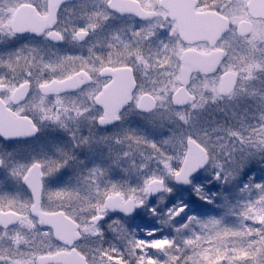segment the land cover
<instances>
[{"label":"rangeland","instance_id":"1","mask_svg":"<svg viewBox=\"0 0 264 264\" xmlns=\"http://www.w3.org/2000/svg\"><path fill=\"white\" fill-rule=\"evenodd\" d=\"M140 1L145 3L146 0ZM201 2L202 7L199 9L209 8L208 4L218 3L221 7L229 3L236 4L237 0H202ZM245 2L247 4L248 0ZM104 3L105 0H75V14L68 13L72 16L69 15V19L76 22L85 19L98 24L108 23L111 18L106 19L101 14ZM0 6L10 8L11 16L16 4L2 0ZM216 10L219 11V9ZM245 13H247L246 9L233 8L231 15L225 16L230 19L232 28H235L241 20L249 19L248 14ZM99 18L101 20L97 22ZM253 32L258 38L264 35V23L256 22ZM108 45L112 46L110 43ZM219 45L217 48H223L230 53V59L225 57L228 63L219 69V73L234 71L238 75V80L241 79L242 73H248V81L251 83L245 82L242 86L248 96H256L264 90V65L259 62V57L264 53L260 52L256 42L250 36L241 39L235 32L229 33ZM183 49L185 48L182 46L180 51L182 52ZM203 49L206 50L205 47ZM19 51L1 49L0 60L2 58L9 61L20 59V56L24 54H20ZM22 60L38 59L27 52ZM146 82L143 86L150 92L163 88L167 92L168 87L172 90L177 87L175 84H156L154 80ZM96 91V88L88 90L91 96ZM78 103V97L71 96L52 101L50 107L57 115L64 114L62 122L67 120L71 123L72 112L77 108ZM160 107L162 110L155 113L148 121L125 112L123 123L112 135L97 134L90 121H86L83 129L71 139L61 131H52L44 135L46 139L49 138L48 135H58L47 146L52 147L50 150L60 157L74 156V153L78 152L73 143L80 142L78 144L82 147L79 148V151L82 150L78 152L80 155L78 161L75 160L76 164L72 163L71 168L69 165V171L66 172L68 175H64L61 171L63 175L56 177L57 172L65 168L64 166L49 169L45 179L46 189L67 190L71 187L74 189L72 192L74 197H77L74 194L77 191L79 195L82 194L80 201L93 204L101 199L104 202L109 195H120L124 199L134 198L141 208L138 215L132 219L110 216L107 221L110 227L105 229V238L99 243L96 240L87 241L84 251L88 252L89 258L95 257L102 264H135V262L136 264H169L184 253H187L186 255L195 264L201 262L204 255L201 253L251 254L254 256L251 261L247 259L250 264L253 263V259L258 260L259 264H264V183H260L264 180V170L255 166L248 169L245 176L252 172L256 174L253 185L243 191H239L235 186L226 187L212 202H206L208 197L196 192L189 194L176 192L173 189V176L176 171L169 168L166 174L163 165L156 159L157 154H154L153 149L148 146L146 139L154 136L153 129L168 119L166 106L162 104ZM251 108L252 101L238 95L232 101L224 103L223 111L219 108L215 110L209 108L211 112L209 119L212 116L223 115L224 111L229 115H239L245 109L251 111ZM117 136L120 138L119 142H117ZM45 140L39 143L40 146L38 144L40 150L45 148ZM65 146H68L67 150ZM71 171L80 174L75 172L72 174ZM154 179L164 181L165 191L159 198L151 201L147 198V189L149 182ZM212 186L218 190L216 184ZM61 199L68 200V197L62 193L60 197H53L50 201L55 204L56 200H59L57 204H60ZM44 200V204L48 205L46 191ZM177 208L184 210L185 214L180 220L184 223H177L174 219ZM22 237L29 242L31 238L35 240L37 247L33 246L31 249H34L36 253L50 252L53 247L47 244L50 242L45 236L33 237L29 227L22 225L5 234L1 254L9 251L13 238ZM29 250V244L27 247L20 244L17 249L22 254L28 253ZM152 258L153 260L150 261ZM240 259L238 258L236 263L246 264Z\"/></svg>","mask_w":264,"mask_h":264},{"label":"clouds","instance_id":"2","mask_svg":"<svg viewBox=\"0 0 264 264\" xmlns=\"http://www.w3.org/2000/svg\"><path fill=\"white\" fill-rule=\"evenodd\" d=\"M201 6L198 0L197 7ZM207 7L216 10L219 9L220 14L231 15L233 8L244 10L247 8L245 0H237L236 4H208ZM76 5L73 0H56L50 11L45 7L44 11L49 15H54L55 19L43 32L35 34L29 33L32 39H47L49 32L59 30L60 14L62 12L75 14ZM101 14L107 18H114L116 15L130 16L127 24L123 27L117 26L116 31L119 36H109V43L112 45L106 53L101 55L116 56V62L125 63L131 69V76L137 83L133 86L130 94L131 99L123 106L120 117L113 120L111 125L102 118L104 116L103 106L98 105L95 99L89 95L91 83H84L74 91L80 98V107L84 109L83 113L78 112V116L83 119H90V123L96 128L97 134H104L105 129L111 128L109 135L115 134L117 128L123 123L125 112L133 114L142 120H150L155 113L160 112L161 107L152 100H146L149 105L147 109L138 106L139 96L147 91L142 81L146 79L145 71L151 65L156 68V64L152 62L153 55H160L162 59L157 63L160 65L157 71L169 72V84L175 86L183 85L185 91H182L177 97L173 94V90L168 85V91L164 96V104L167 108L168 119L161 122L158 127L154 128L155 133L148 140V146L153 149L156 159L163 165L166 174L169 168L172 171L179 170L184 167L185 160L190 152L199 154V164L190 168L184 179L181 181L186 186H192V176L202 174L208 177L204 184L198 185V191H202L208 197L206 202H212L220 192L226 187L235 186L239 191L249 188L255 183V172L245 176L248 169L258 167L264 170V90L260 91L256 96H248L243 90V85L248 81V73H242L239 79L230 88L221 91L219 88V75L216 69H212L208 73H193L184 75L180 72V60L176 55L177 48L180 44V37L174 33L171 27V21L162 19L160 16L143 17L134 16L132 14L117 13L115 8H110L107 0ZM247 15V13H245ZM253 22L255 20L253 18ZM236 29L225 28L227 33H235ZM23 35V34H22ZM257 44L261 53H264V35L256 37L255 33L248 34ZM83 41L84 36H78ZM224 34H221V38ZM244 38L243 36L241 37ZM214 46L219 47V44ZM155 50V52H153ZM230 59V53L225 51L224 56L220 57V63L217 65L223 68L228 63L225 59ZM259 62L264 65V55L259 57ZM101 62L99 67H102ZM99 77V68L96 70ZM177 75L181 76L179 83H176ZM108 75L105 79H110ZM82 81L84 77L80 78ZM38 93L35 90H29L24 93L21 100L15 105H10L14 110L22 111V114H30L32 124L36 131L32 137L27 139H35L41 135H45L50 131H61L69 139L72 137L70 129H65L62 123V116L48 108L43 110L34 107L35 97ZM153 95H158L153 93ZM242 95L252 101L251 111L245 109L243 113L237 115H229L224 111L223 115L212 116L209 108L215 110L219 108L223 111V105L227 101H232L236 96ZM120 138L117 136V142ZM0 150L11 153L12 150L7 148V143L0 142ZM27 166H31L30 164ZM45 176L48 175L49 169L41 162L39 169ZM59 171H69L68 168H61ZM43 182V176H42ZM264 183V180L260 181ZM216 184L218 190L209 193L208 186ZM243 185V187H241ZM47 198L60 197L63 193L68 197V202H62L66 214L71 215L79 227L75 230L70 242L68 240H60L59 237L49 228L47 232L42 233L41 229L45 226L41 223L40 218L33 216L31 223L28 225L29 231L33 237L38 235L45 236L53 245L51 250L56 248H72L81 253L85 257L86 264H102L97 258H89L88 252L84 251L86 242L96 240L97 243L105 238V229L110 227L108 218L119 213L128 214L129 209L118 208L110 204H105L103 200H99L96 204L91 202L79 201L77 197L72 195L73 188L46 189ZM142 191V188H141ZM79 208V211L77 209ZM181 209H177L180 211ZM105 221V223H102ZM60 242L57 244L56 241ZM20 244L28 246L29 241L22 237L20 239H12L9 245V251L4 253L7 257L11 255L13 260L10 262L6 258L3 264H15L16 257L19 255L17 251ZM98 251V249H97ZM38 254V253H37ZM32 258L26 260L25 264H37V261L31 253L28 254Z\"/></svg>","mask_w":264,"mask_h":264},{"label":"flooded vegetation","instance_id":"3","mask_svg":"<svg viewBox=\"0 0 264 264\" xmlns=\"http://www.w3.org/2000/svg\"><path fill=\"white\" fill-rule=\"evenodd\" d=\"M6 1H8V3L12 2L16 4V6L11 16L9 15V12L11 11L10 8H5L7 12V15L5 17L0 15V50H20V54L22 53L24 55H27V52H29V55H31L33 58L35 55L38 60H22L24 55L20 56V59H16L15 57L16 60L9 61L4 58L0 60V142L6 141L7 148L12 150L11 153L0 150V218L5 213H13L18 216V219H13L14 221H11L8 225H4L0 221V250L3 247V243L5 241V234L7 232H10L18 226H28L31 223L32 217L35 216L31 212V209L34 205L33 196L23 182L24 178L29 173V171L34 167H37V169L39 170L41 167V162L44 163V165L48 169H56L60 168L61 166H64L65 168L69 169V165L71 168V165H73L72 163L76 164L75 160L78 161L80 155V153L78 152H81L82 150L80 149L79 151V148H82L81 145L78 144L80 142L73 143V146H76L75 148L78 152L74 153V156L69 155L60 157L57 153L55 154L50 150L52 149V147L47 146V144H51L52 140H55L58 135H48V139H46L44 135L36 137L35 139H27L29 137H32L31 134L34 133V130L36 131L35 126L32 124L31 115L22 114V111L14 110V108L10 105H15L17 101L21 100L25 92L29 90H35L38 95L35 97L34 107L47 110L48 108H51L50 104L52 103V101L62 100L71 96L74 97L77 96V94L76 92L62 94H44L40 90L41 86L49 84L53 81L66 80L72 77L73 75L82 72L85 73L86 79L84 81L80 79V82L87 81L88 83H91L90 88L97 89L96 93L92 96L96 101V99L102 94L104 89L113 80V76H111L110 79H105L106 76L103 75L104 69L115 70L118 68H129L132 71V69L127 64L116 62V56H107L106 54L103 56L101 55L102 52L106 53V51L111 47L110 45H108L109 36L114 34L119 35V33L116 31L117 26H125L128 20L131 19L130 16L116 15L114 18H111L110 22L98 24L96 22H91L89 20L87 21L85 19L80 20V22L72 21L69 19L70 14L62 12L60 14V23L58 26L59 30H53L49 32L47 39H32L28 35L29 33L35 34L38 32H43L55 19L54 15H49L47 12L44 11L45 7H47L50 11L52 10L50 0ZM136 1L139 3L141 9L149 14V16L147 17L160 16L162 19L171 21V27L173 32L179 35L176 20H172L169 17V13L167 12V10L163 6H161L160 0H146L145 3L140 0ZM201 1L202 0H200V3H202ZM0 4H2V0H0ZM21 7H30L31 13H28L26 15V19L24 21H19L18 23L19 27L24 30H22L21 32H13V17L15 13L19 9H21ZM201 7L202 5L197 7L196 10H213L210 8L199 9ZM0 10H4V7L2 8L0 6ZM213 11L220 12L218 10ZM132 15L137 16L135 14ZM100 20L101 18L97 19L96 21L99 22ZM254 20L255 23H264V18L262 17H257ZM251 21L254 30L255 23L253 22V19H251ZM80 33H83L85 37L83 41L77 38L78 36H80L78 35ZM226 37L227 35H225L224 38H222L218 44L224 41ZM238 37L241 38L240 36ZM182 46L185 49H183V51L181 52L180 50ZM204 47L206 50H202V48ZM190 50L202 54H208L214 50L224 51L223 48H217V46L215 48H211L208 43L186 44L180 39V44L176 52V55L179 57L180 60V65H182V55ZM153 52H155V50H153ZM149 55H152V62L153 64H156V68L151 67V65L148 67V69L145 71L146 79L142 81L143 85L147 83L146 81L151 82L152 80H154L156 84L165 83L171 85L168 81V77L171 75L170 71L161 73L160 71L156 70L160 67L157 62L160 61L162 57L160 55H153L152 53H149ZM101 62L103 63V66L99 67ZM97 68H99V77L96 75ZM219 69L217 72H219ZM193 73L203 74L197 71H193L192 74ZM221 75L222 74H220V77ZM179 81L180 76L178 75V77L176 78V82L179 83ZM136 83L137 81H134V85ZM179 88L180 86H177L175 89H173V94ZM164 92H166L164 88L157 89L156 91L151 92H143L138 98V106L141 98L145 95L152 96L159 106L162 104L164 106ZM153 93H157L158 95H153ZM78 101L79 103L77 104V108L74 109L72 112L71 123L67 120L66 122H62L63 127L65 129L71 130L73 137H75L76 134L83 129V126H85V122L90 121L91 119H83L78 116V112L82 114L84 111V109L80 107L79 97ZM51 110L55 112V110H53L52 108ZM93 128L94 131L97 132L96 128ZM51 132L52 131H50L49 133ZM110 132L111 128H108L105 129L104 133L108 134ZM43 140H45V148H41L40 150L38 148V144ZM65 149L67 150L68 146H65ZM29 164L31 166H27ZM179 170H176L174 176L179 172ZM62 172L64 175H68V173H66L68 171ZM62 172L58 171L56 177L58 175H63ZM74 172L77 173L76 171H71L72 174H74ZM41 175L43 176V182L39 210L48 214L63 212L67 217L72 218V216L66 214L64 207L61 206L62 202H68V200L61 199L62 201L60 204H57L59 203V200H56L55 204H53V202L49 200L48 205L44 204L46 176L43 173H41ZM174 176L173 189L176 192H181L183 194L196 192L198 194L205 195L204 192L198 191L197 186L204 184L205 181L208 179L207 176H204L202 174L193 175L192 186H189V188L187 189H184L181 186L175 184ZM212 185L208 186L207 188V191L209 193L217 191L213 188ZM74 194L77 197L79 196L77 191ZM78 198L80 201L81 197ZM180 212L181 213L179 215V219H176V222L184 223V221H180L183 215L185 214L184 210L181 209ZM49 228L53 232L52 228L49 226L42 228L41 232H47ZM181 233L182 232H180V234ZM184 233L186 232L184 231ZM56 243L58 244L59 241H56ZM47 244H50L52 246L51 243ZM33 246H35V240L31 238L29 242V252L26 254L19 253V255L16 257L15 264H25L26 260H30L32 258L28 255L29 253H31L32 256L35 257L37 264H40V257L54 255L62 251L68 252L70 250H73L72 248H56L55 250H50V252H41L37 254L34 249H31V247ZM40 246L41 245H39V247ZM77 252L84 256L81 251ZM186 254L187 253L182 254L179 258H176L173 263L169 264H195V262L190 260V258ZM201 254L204 255H202L203 258L201 259V262H199V264H244V262L236 263L238 258H241L240 260L245 261L246 264H250L252 257H254L251 254L242 253ZM5 258L10 262L13 260L12 256L5 257L4 254L2 255L0 252V264H3V260ZM247 259H250V261L248 262ZM152 260L153 258L150 259V261ZM252 264H259L258 260L253 259Z\"/></svg>","mask_w":264,"mask_h":264},{"label":"water","instance_id":"4","mask_svg":"<svg viewBox=\"0 0 264 264\" xmlns=\"http://www.w3.org/2000/svg\"><path fill=\"white\" fill-rule=\"evenodd\" d=\"M56 2V0H50V5ZM198 0H161L160 4L169 13V17L172 20H176L177 29L180 38L183 42L188 44H195L198 42H207L210 47H215L221 39V34L224 35L225 28H230V21L222 14L208 10L203 12H197ZM110 8H115L117 13L135 14L137 16L147 17L149 14L142 10L139 3L136 0H110L108 3ZM30 7L20 9L15 14L12 29L14 32H21L22 28L19 27V21H24ZM248 13L251 17L264 18V0H250L247 5ZM252 24L249 21H242L237 27V33L240 36H248L252 33ZM84 36L83 33L78 34ZM224 55L222 50L212 51L209 54H202L196 51L187 52L182 57V70L184 75H191L193 71H200L202 73H208L212 69H218L217 65L220 63V57ZM103 75L113 76L112 82L104 89L102 94L96 99L98 105L103 106L104 116L103 120L107 121L109 125L113 120L119 118V114L122 111L124 105L131 99V93L133 91L134 80L131 76V70L129 68H118L115 70L104 69ZM86 79L85 73H78L64 81H53L47 85L41 86L40 90L44 94L53 93H67L75 92L74 90L82 86L86 82H80V77ZM237 82L236 73L229 71L221 76L220 90L230 88ZM88 83V82H87ZM182 91H185L181 84L180 89L174 94L179 96ZM152 100L156 103L154 98L150 95L142 97L139 107L147 109L150 107L145 103L146 100ZM35 132V130H34ZM33 136V134H31ZM199 164V154L197 152H190L188 158L185 160L184 167L174 177V183L183 187L189 188L181 181L185 177V173L192 167ZM41 173L37 167L32 168L24 178V184L31 192L34 205L31 209L32 214L40 218L41 223L45 227H52L55 236L60 240H68L70 242L72 236L75 234L78 224L67 217L63 212H56L52 214L42 213L39 210L40 198L42 194L41 185ZM164 191V183L160 180H153L149 184V196L151 198L156 197ZM105 204H110L118 208L129 209L128 214H122L125 217L134 216L139 207L136 205L134 199H123L118 195L108 196ZM180 211L176 213L175 218H178ZM18 219V216L13 213H5L1 216L0 221L4 225H8L11 221ZM105 221H102V223ZM59 241V240H57ZM60 242V241H59ZM40 264H86L85 257L78 253L76 250L62 251L54 255L44 256L39 258Z\"/></svg>","mask_w":264,"mask_h":264},{"label":"trees","instance_id":"5","mask_svg":"<svg viewBox=\"0 0 264 264\" xmlns=\"http://www.w3.org/2000/svg\"><path fill=\"white\" fill-rule=\"evenodd\" d=\"M2 8L4 7V6H1ZM0 15H2L3 17H5L6 15H7V12H6V10H5V7H4V10H0ZM79 194V193H78ZM82 197V194L81 195H79L78 197Z\"/></svg>","mask_w":264,"mask_h":264}]
</instances>
